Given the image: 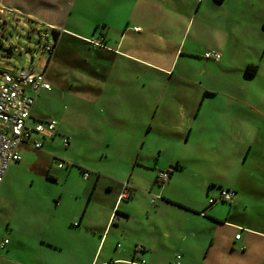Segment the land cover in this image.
I'll return each mask as SVG.
<instances>
[{
	"label": "rangeland",
	"instance_id": "374dc122",
	"mask_svg": "<svg viewBox=\"0 0 264 264\" xmlns=\"http://www.w3.org/2000/svg\"><path fill=\"white\" fill-rule=\"evenodd\" d=\"M262 2L244 1L255 12L253 18L256 22L262 20L264 23ZM120 4L125 7L124 0H0V5L5 8V15L0 14V40L2 49L7 50L6 53L0 50V69L46 70L51 91L38 94L32 117L56 121V132L52 137L33 134L31 139L39 140L41 147H21L22 160L7 169L5 182L1 185L8 193L5 192V203L0 210V241L8 239L9 244L7 251L0 254V264H67V256L40 244L39 235L49 225L60 195L65 204L73 190L76 193L86 189L80 169L97 170L103 175L97 193L104 197L105 185L116 188L130 177L140 185H147L151 172L146 167L159 157V151L162 165L174 152L186 149L183 145L178 148L172 141H159V138L176 131L186 111L190 117L200 108L205 90L214 95L206 98L204 107L214 109L239 106L236 98L252 101L253 93L264 84L261 74L251 81L242 80L237 75L227 77L212 61L201 58L206 23L200 12L192 18L191 32V23L184 32L183 28L181 31L185 34L184 41L192 43V59L181 57L176 60L167 74L161 68L169 70L170 67H165L169 64L163 67L161 63L154 64L157 68L143 64L141 60L154 62L150 57L146 58L147 55L153 60L161 57L159 61H170L173 44L168 48V43H173L172 38L179 29L166 32L171 37L167 42L163 35L157 34L161 36L162 44H156L148 39V32H132L131 26L146 24L148 29L149 23L121 11L118 9ZM243 11L248 15L249 11ZM51 25L59 27V31L64 30L56 47ZM96 26L95 34H105L110 51L96 49L95 53L90 44L69 36L72 32L89 38ZM197 36H200L198 42ZM117 42H120L118 50L129 56L113 53ZM146 44L150 51L138 46ZM186 50L184 48V52ZM96 54L103 56L99 62L107 67L98 69L101 75L95 76L97 82L92 79V72L98 73L93 69L99 64ZM113 62L116 63L109 71ZM184 66L185 71L192 70V86L178 78L184 72ZM201 71L204 72L202 76ZM30 124L33 125L32 120ZM254 134L257 137L262 135L261 132ZM200 138L207 139V136L200 135ZM227 144L229 157L234 158L231 154L238 148H233L230 132ZM194 145L199 147L192 155L197 161L192 162V174L181 173L179 179L186 185L179 184L175 190V194L184 200L192 199V181L201 180V176L210 171L207 166L221 157L219 147L197 142ZM261 147L264 151V142ZM248 150L239 148L240 159L246 157V172L253 168L262 175L264 153L260 151L251 161L253 153L247 155ZM59 163H63L62 168ZM245 198L248 202L253 197ZM242 210H246L245 214L249 216H254L258 210L263 211L264 196L254 197L248 208ZM6 222L9 227L5 230Z\"/></svg>",
	"mask_w": 264,
	"mask_h": 264
},
{
	"label": "crops",
	"instance_id": "0c3cea01",
	"mask_svg": "<svg viewBox=\"0 0 264 264\" xmlns=\"http://www.w3.org/2000/svg\"><path fill=\"white\" fill-rule=\"evenodd\" d=\"M244 1L124 0L125 7L120 4L118 9L127 11L131 17L134 15L147 21L148 29L146 24L134 25L130 29L137 34L148 32V39L156 44H162L159 40L161 36L157 34L163 35L166 41L171 39L166 32L179 29L172 38L173 43H168V48L173 44L170 61H159L161 57L153 60L147 55L146 58L150 57L154 62L141 60L143 64L152 68H157L154 64L161 63L162 67L169 64L165 66L170 67L169 70L161 68L167 74L176 60L181 57L192 59V43L184 41L185 34L181 31L183 28L184 32L191 23V32L192 18L200 12L206 23L201 58L212 61L227 77L237 75L242 80L251 81L260 74L264 77V23H261L262 20L256 22L255 17L253 18L255 12ZM263 8L264 0L261 3V9ZM243 10L249 11L248 15ZM51 27L59 30L55 25ZM95 32L89 38L72 32L70 36L83 41L103 36V47L91 48L95 53L96 49L110 51L105 34ZM198 37L200 36H197V42ZM119 46L120 42H117L113 53L129 56L120 52ZM138 46L150 51L147 44ZM184 48L187 49L185 52ZM209 50L217 51L221 56L220 60L216 62L205 59L203 53ZM99 54L95 55L99 64L93 66L97 71L103 66L99 62L103 56ZM115 63L109 65V71ZM185 69L184 66V72L178 78L188 81L192 86V70ZM92 74V79L97 82L96 77L101 72L96 73L98 76L93 72ZM202 74L203 71L200 76ZM196 83L201 84H194ZM253 94L255 97L252 101H245L244 98H240V101L236 98L239 106L226 105L214 109L204 107L206 98L210 95L202 96L201 106L194 114L189 117V112L186 111L178 129L159 138V141H172L178 148L183 145L186 149L174 152L162 165L159 163V151V157L146 167L151 172L147 185H140L130 177L116 188L110 184L105 185L104 197L97 193L103 175L97 170H83L81 173L80 169L82 181L87 184L86 189L76 193L73 190L65 204L60 195L57 207L51 213L49 225L39 235L40 244L64 253L67 264H133V261L141 260L144 264H264V210L256 211L254 216L246 215V210H242L248 208L254 197L264 196V173L260 175L253 168L246 172V157L241 160L239 152V148H249L247 155L251 151L253 153L251 161L256 159L254 157L260 151L264 153L261 147L264 142V84ZM228 132L233 139V148H238L231 154L234 158L229 157ZM254 132H261V137H257ZM200 135L207 136V139H201ZM194 142L219 147L221 157L216 163L207 166L210 171L201 176V180L192 181V199L184 200L175 194V190L179 184L186 185L179 176L185 172H188L187 175L192 174V162H197L192 155L199 146H195ZM158 169L171 172L163 187L154 184ZM84 172L88 173L87 179L83 177ZM139 175L140 172L137 173ZM47 178L51 179V176ZM124 184L130 186L132 195L129 200L118 203ZM1 188L2 186L0 210L4 206L7 192ZM221 190L234 191L236 196L227 203L219 201ZM154 195H161L163 198L151 203ZM248 196L253 198L247 202L248 198L245 197ZM5 225L3 228L6 230L9 224L6 222ZM236 235H240L239 239L235 238ZM4 240L8 242L1 247ZM8 244V239L0 241V254L7 251Z\"/></svg>",
	"mask_w": 264,
	"mask_h": 264
},
{
	"label": "built area",
	"instance_id": "2783aa9c",
	"mask_svg": "<svg viewBox=\"0 0 264 264\" xmlns=\"http://www.w3.org/2000/svg\"><path fill=\"white\" fill-rule=\"evenodd\" d=\"M0 14L5 15V8L0 5ZM103 38L96 37L86 40L92 47H103ZM6 53V52H4ZM205 59L219 61L221 56L217 51L209 50L203 53ZM42 91H51V84L47 80L46 70L0 69V187L4 181L8 167L22 160L21 147L28 145L34 149L41 147L39 140H33L32 135H41L43 138L52 137L56 132V121L53 119L36 120L32 117V110L38 94ZM33 121V125L30 124ZM60 168L63 163H59ZM170 171H158L154 184L163 187L169 179ZM84 179L88 173L84 172ZM132 192L128 184H124L117 202L127 201ZM236 193L230 190H221L219 201L230 202ZM161 199V195H154L151 203ZM212 202V201H211ZM240 235H236L239 239ZM8 241L4 240L1 247ZM179 258V257H178ZM133 264H144V261H133Z\"/></svg>",
	"mask_w": 264,
	"mask_h": 264
},
{
	"label": "trees",
	"instance_id": "16d2710c",
	"mask_svg": "<svg viewBox=\"0 0 264 264\" xmlns=\"http://www.w3.org/2000/svg\"><path fill=\"white\" fill-rule=\"evenodd\" d=\"M97 30V26L94 28V32ZM51 32H52V35H53V37H54V39H55V47H56V42H57V40L59 39V37H60V35L62 34L61 33V31H59V30H57V29H52L51 30ZM70 36V35H69ZM70 37H72L73 39L74 38H76V37H73V36H70ZM102 38H103V36H102ZM81 40V39H79V38H76L75 40ZM77 40V41H78ZM83 41V40H82ZM86 44H88L86 41H84ZM0 50H3L2 49V42H1V40H0ZM4 52H7V50H3ZM49 59H50V57H49ZM205 95H213V93H209V92H205L204 93V95L203 96H205ZM81 172H82V170H81Z\"/></svg>",
	"mask_w": 264,
	"mask_h": 264
}]
</instances>
